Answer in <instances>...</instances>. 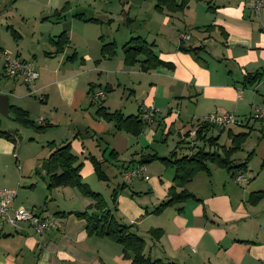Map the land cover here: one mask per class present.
<instances>
[{
    "label": "crops",
    "instance_id": "crops-1",
    "mask_svg": "<svg viewBox=\"0 0 264 264\" xmlns=\"http://www.w3.org/2000/svg\"><path fill=\"white\" fill-rule=\"evenodd\" d=\"M246 1L209 0L206 7L198 9L188 4L183 11L159 10L142 29L140 4L114 7L109 0H0L1 76L8 78L3 74L4 51L30 63L39 73L36 93L30 92L21 78H8L11 80L0 93L6 95L9 106L20 107L36 124L44 126L42 131L23 126L22 132L17 123L1 128L26 132L29 139L40 138L42 144L69 142L78 151L72 153L84 165L80 176L93 169L87 154L104 158L112 149L116 159L105 157L108 160L103 167L112 165L120 172L138 165L139 160L146 162L147 171L152 173L144 179L146 186L117 190L116 198V216L125 224L126 218L132 221L128 225L144 239L146 257L177 264H261L264 199L251 205L247 197L251 191L264 188L252 186L248 180L242 185L226 169L209 164V174L198 172L185 186L199 200L187 199L153 213L167 198L174 169L146 158L168 156L180 135L193 130L198 120L211 112L233 113L242 120L240 124L252 126L248 119L251 110L263 103L258 88L264 81L243 86L242 79L244 74L264 67V8L252 12ZM9 25L18 37L11 35ZM61 33L67 42L58 49L51 39ZM180 33L189 38L179 40ZM136 36L152 43L154 53L166 65L143 71L139 63L126 64L122 46ZM111 42L116 45L114 54L102 56L101 46ZM180 45L203 48L195 58ZM98 91L103 94L95 97ZM33 95L42 98L35 118ZM89 103H101L108 111L118 110L124 116H139L146 107L158 112L142 133L133 136L117 130L113 121L96 118L95 106ZM247 105L248 118L246 112L243 114ZM173 127H177L178 140L169 144L167 137ZM159 130L165 142L157 147ZM75 135L80 143L74 140ZM22 140L20 136V143ZM19 155L16 140L0 138V189L21 186ZM34 159H44V155ZM233 159L242 162L245 156L233 155ZM123 181L114 188L127 186ZM138 191H144L149 199L131 195ZM48 192L46 200H54L53 192ZM21 204L27 201L14 198L10 207H24ZM83 205L63 211H81ZM45 209L40 206L34 213L51 219L53 226L41 234L27 223L2 225L0 264H132V257H124L120 244L88 235L84 220L73 214L55 215L58 211L45 213ZM152 228L162 230L156 240L149 235Z\"/></svg>",
    "mask_w": 264,
    "mask_h": 264
},
{
    "label": "trees",
    "instance_id": "trees-1",
    "mask_svg": "<svg viewBox=\"0 0 264 264\" xmlns=\"http://www.w3.org/2000/svg\"><path fill=\"white\" fill-rule=\"evenodd\" d=\"M189 0H155V8L157 10H167L170 12L183 11L188 5ZM7 29L10 30L11 35L18 37L15 30L9 25ZM52 43L61 49L66 44V37L64 33L51 39ZM115 44L104 43L101 46L102 56H112L114 54ZM181 50L191 53L195 58L202 50V46L184 47L180 45ZM57 49V50H58ZM124 62L128 65L135 63L140 64L143 71L150 70L159 65H166L160 60L153 51V44L148 43L145 39L136 36L131 37L123 46ZM143 59L140 60L139 57ZM264 81V67L254 72H248L243 75L242 85L252 86L256 83ZM264 102V95H263ZM89 106H95L94 115L96 118H101L105 121L115 122L117 130H122L130 135L137 136L147 126V122L140 118V116H124L120 111H108L101 103L95 105L89 103ZM11 115L9 118L15 123L31 127L35 131H42L44 126L36 124L28 117L25 110L20 107L10 105ZM259 120V119H254ZM244 130L233 132L230 126L227 129V137L229 139L228 145L219 142L220 133H214V129L220 128L224 131L225 128L217 127L215 125L198 122L195 124L194 136H189V131L183 134L176 146L170 151L166 157H159L157 155L145 156L147 161L158 160L164 166L174 169L172 178V185L168 189L167 198L160 202L154 209L153 213H159L164 208L182 203L187 199L199 200L192 192L186 190L185 186L190 182L194 175L198 172L210 173L209 164H214L217 167L226 169L235 177L238 173L243 172L247 168V161L251 153H249L242 162H235L233 155L241 149V145L246 136L252 130V126L248 124H240ZM237 125V124H236ZM193 129V130H194ZM0 138H5L15 141V134L1 128L0 121ZM54 142L48 143L50 153L46 160L48 161V182L47 189L60 186H74L78 188L81 194L90 197L93 202L88 205L87 209L81 211H58L55 215H71L73 214L77 219L84 220L85 230L88 235H95L98 237H106L118 243L122 247L124 257H132V264H177L173 262H163L161 259H150L145 256L144 239L138 235L131 225L122 223L116 216V204L111 208L104 201L102 195L90 189L89 185L81 181L80 169L81 162H78V157L72 153L69 142H65L59 146H54ZM185 152H182V151ZM116 153L111 149L109 156L111 159H116ZM115 155V156H114ZM90 161L94 168L96 176L103 181L107 180V175L102 169V163L108 158H103L94 155H89ZM146 162L139 160V164ZM128 167L123 168L126 171ZM118 191L123 189V186H118ZM117 188L112 190V198L115 202L117 195ZM264 199V189L251 191L247 197V202L251 205H256ZM180 209V208H178ZM151 238L158 239L162 235V230L152 228L149 230Z\"/></svg>",
    "mask_w": 264,
    "mask_h": 264
},
{
    "label": "rangeland",
    "instance_id": "rangeland-1",
    "mask_svg": "<svg viewBox=\"0 0 264 264\" xmlns=\"http://www.w3.org/2000/svg\"><path fill=\"white\" fill-rule=\"evenodd\" d=\"M109 1H110L109 3L112 4V6L114 7L118 5L122 6L124 4L127 7L131 5H135V4H138V5L140 4L143 10L142 17L140 20V26L142 29L146 27L147 23L151 19H154V16L156 15L154 13L159 12V10L155 8V0H109ZM208 2L209 0H189L188 4L189 5L191 4L192 5L191 7H194L197 5L196 9H198L200 7H206ZM133 11H134V8L132 9V12ZM4 29L5 28H3L2 30ZM9 80L11 79L5 78L1 76L0 74V88L2 89L5 83L6 84L9 83ZM258 92L259 94L264 95V83L261 84V86H259ZM253 93L257 94L256 92H253ZM31 97H32V102L35 105L34 110H33L34 113L32 117L35 118L38 115V107H39L38 104H40L41 102L39 101V98L36 95H33ZM10 101L12 102V99H10ZM257 101L261 104L259 95H258ZM262 105H260V107H264V102L262 103ZM249 110H250V106L248 105L245 110L243 109V114L244 112H246V118H248L250 115ZM251 112L253 111L251 110ZM0 118L3 121L2 122L3 125L1 126L2 128L8 125V123L9 125H15L14 121H12L11 119L7 117L2 116L1 114H0ZM248 121L250 124H252V130H250L249 134L246 136L245 140L243 141L241 145V149L238 150L234 154V156H236V158H243L244 156L246 157L249 153H251L247 161V168L242 172L243 177L245 176V179H244L245 181L244 180L242 181L243 182L242 185H245L246 180H248L249 182L253 183L252 186H255L257 188H264V121L263 119L261 121L260 119L254 120L253 118H251L250 120L248 119ZM176 128L177 127H173L171 130V134L167 137V141L169 144L175 140H178ZM19 129H21V132H22L23 126L22 127L19 126ZM64 129L66 128H63L60 131H63ZM227 129L228 128H225L224 131L222 132L220 131V128L214 129V133L218 132L221 134L220 139H219V142L221 144H228V140L226 136ZM241 130H244V127L240 125H234L232 127L233 132H238ZM12 133H14L16 137V142H17V146H18L19 154H20L18 165L21 168L18 171V174H19L18 180L21 186H19V188L14 187L17 189L15 200L17 199L20 201H27V204H24V205L21 204L22 206L26 207L25 209L29 211L31 210L37 213L39 212V209L41 206L42 208L44 207V209L47 208V211H45V213L46 212L52 213L53 211H63V210H68V209L71 210L74 208H79L81 204H84L83 208L87 209L89 207L88 205L92 204L91 201L93 200L90 197L81 194L78 188L74 186H70V185L54 187V188L49 189L50 191L53 192L54 200L51 199L47 201L45 196L50 195V193L48 192L47 186H46L48 182V175L44 170L41 169V165L44 161H46V158L48 157L50 153L49 151L50 147L48 146L49 142L46 144L44 143L42 144V141L40 138L31 140L28 138L29 135H27L26 132L23 134L22 133L19 134L18 131H13ZM185 133L186 132L182 133L180 135V138H183V134ZM20 136H23V140L21 141V143H20ZM163 137L164 136L162 135L161 130H159L158 137L156 138L157 141H155L154 146H157L158 143L159 144L164 143L165 141L163 142ZM74 138L76 142L80 143L81 140L77 138L76 135ZM71 150L73 152H78L77 149L76 151H74L73 147H71ZM110 151L111 150H107L105 152V157L110 158L109 156ZM39 154L44 155V159H37V160L34 159V156L38 157ZM89 155L90 154L86 155L87 156L86 160L89 161L90 165L93 167L90 161V158H88ZM81 159L85 160V158H81ZM101 159L104 160L102 157ZM105 162L106 161H104L103 163L105 164ZM103 163H102V169L107 175L106 181L100 180L96 176V174L94 173V168L89 174H86L84 172V175L81 176V181L88 184L91 190L100 193L104 201L106 202V204L112 208L114 204H117L116 202L117 195H116L115 202H114L112 195H111L112 190L117 184V182L123 181L124 171L122 172L117 171L116 168H114L112 165H109V166L107 165L103 167ZM83 168H84V165L81 166V170ZM153 172L155 173L156 171L153 170ZM145 175H147L148 178H150V176H152V173L150 170L147 171L146 169ZM34 181L36 182L35 186L34 187L29 186V184ZM123 182H126L127 184V186L125 185L123 186V188H125L124 190L128 191L129 187L133 188L134 190H139L145 187L148 181H145L144 178L141 179L140 176H137L132 179H124ZM131 195L137 196L138 199H144L145 197L146 199H149L147 197L148 195L144 191L131 192ZM44 204H47V206L45 207ZM129 220L130 219H127V218L125 219L127 224H129V222H132Z\"/></svg>",
    "mask_w": 264,
    "mask_h": 264
},
{
    "label": "built area",
    "instance_id": "built-area-1",
    "mask_svg": "<svg viewBox=\"0 0 264 264\" xmlns=\"http://www.w3.org/2000/svg\"><path fill=\"white\" fill-rule=\"evenodd\" d=\"M246 6L252 12H258L264 8V0H247ZM179 40L188 39L189 36L185 33H180L178 36ZM2 63H3V74L8 78H21L22 82L26 84L30 92L36 93L35 82L38 79V71L32 67V65L16 55H12L7 51L2 52ZM103 91H98L95 97L101 96ZM42 99L41 96L38 97ZM158 112V109L153 107H146L142 109L139 116L145 121H150ZM251 118L253 119H264V107H255L252 112ZM39 122L42 118L38 119ZM209 123L221 128H228L236 125L240 120L230 112H211L203 116L200 122ZM196 130H191L189 136H194ZM146 167L144 164H138L130 169H127L123 173L124 179H131L133 177L141 176L144 179H148L145 175ZM237 182L244 180L243 175L237 174L235 176ZM16 196V189L3 188L0 189V228L3 224H8L13 227H18L20 223H27L32 227L35 232L41 234L48 228L53 226V222L49 218H43L38 214L25 209L24 207L11 208L10 204ZM264 264V261L261 263Z\"/></svg>",
    "mask_w": 264,
    "mask_h": 264
},
{
    "label": "water",
    "instance_id": "water-1",
    "mask_svg": "<svg viewBox=\"0 0 264 264\" xmlns=\"http://www.w3.org/2000/svg\"><path fill=\"white\" fill-rule=\"evenodd\" d=\"M0 114L4 117H9L11 115V110L8 104L6 95L0 93ZM41 169L48 173V161H44L41 165Z\"/></svg>",
    "mask_w": 264,
    "mask_h": 264
}]
</instances>
